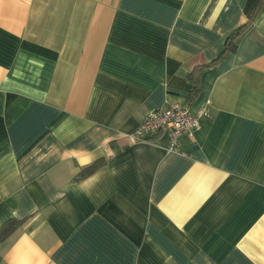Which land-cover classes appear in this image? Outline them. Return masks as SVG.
Instances as JSON below:
<instances>
[{
  "label": "crops",
  "instance_id": "1",
  "mask_svg": "<svg viewBox=\"0 0 264 264\" xmlns=\"http://www.w3.org/2000/svg\"><path fill=\"white\" fill-rule=\"evenodd\" d=\"M207 101L175 151L130 137L149 111ZM9 220L0 264H264L261 0H0Z\"/></svg>",
  "mask_w": 264,
  "mask_h": 264
},
{
  "label": "built area",
  "instance_id": "2",
  "mask_svg": "<svg viewBox=\"0 0 264 264\" xmlns=\"http://www.w3.org/2000/svg\"><path fill=\"white\" fill-rule=\"evenodd\" d=\"M211 118V102H205L193 111L188 104H167L164 108L152 110L143 115L141 122L130 133L137 142H148L151 137L165 133L170 139V150L175 151L181 135L192 136L202 120Z\"/></svg>",
  "mask_w": 264,
  "mask_h": 264
},
{
  "label": "trees",
  "instance_id": "3",
  "mask_svg": "<svg viewBox=\"0 0 264 264\" xmlns=\"http://www.w3.org/2000/svg\"><path fill=\"white\" fill-rule=\"evenodd\" d=\"M261 4H264V0H261ZM241 31L238 30L237 32L233 33L231 36H229L225 42L224 48L219 56L218 60H221L227 53L235 51L236 44L235 41L237 38L240 36ZM210 65H203L200 66L197 70V76L196 77H190L189 76V81L192 83V90L190 91L188 97H187V103L190 104L195 96L197 95L199 91V75L202 71L205 69L209 68ZM153 137L149 139L148 142ZM104 164L103 161H96L93 164H91L88 167H85L81 169L77 175L73 178L74 182L81 181L89 176H91L94 172H96L100 167H102ZM20 221L18 220H9L7 221L1 228H0V242H4L13 232L16 231V229L19 227Z\"/></svg>",
  "mask_w": 264,
  "mask_h": 264
}]
</instances>
